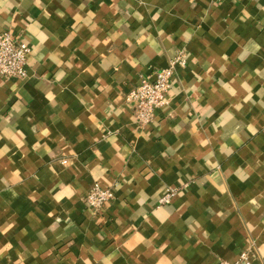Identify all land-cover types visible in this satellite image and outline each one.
<instances>
[{"label": "crops", "instance_id": "1", "mask_svg": "<svg viewBox=\"0 0 264 264\" xmlns=\"http://www.w3.org/2000/svg\"><path fill=\"white\" fill-rule=\"evenodd\" d=\"M5 29L32 51L0 75V264H264V0H0Z\"/></svg>", "mask_w": 264, "mask_h": 264}, {"label": "built area", "instance_id": "2", "mask_svg": "<svg viewBox=\"0 0 264 264\" xmlns=\"http://www.w3.org/2000/svg\"><path fill=\"white\" fill-rule=\"evenodd\" d=\"M32 48L19 34L9 29L0 31V75L5 78H24L28 75V59ZM187 53L178 51L170 66L158 69L153 77H142L127 94V101L132 103L133 114L140 125H146L154 119L155 111L168 101L167 93L172 85L176 67L184 66ZM167 189L161 202L167 201L173 193ZM114 197V191L109 187L95 185L92 187L85 201L91 210H100L104 204ZM220 264H251L247 251H241L234 260H221Z\"/></svg>", "mask_w": 264, "mask_h": 264}]
</instances>
